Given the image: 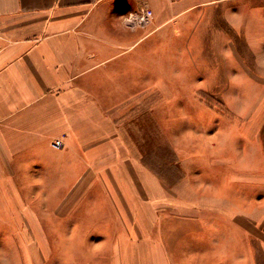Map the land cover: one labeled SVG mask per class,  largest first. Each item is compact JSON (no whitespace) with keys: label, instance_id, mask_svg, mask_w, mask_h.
<instances>
[{"label":"crops","instance_id":"0c3cea01","mask_svg":"<svg viewBox=\"0 0 264 264\" xmlns=\"http://www.w3.org/2000/svg\"><path fill=\"white\" fill-rule=\"evenodd\" d=\"M186 21L204 31L241 32L248 46L242 52L255 66L236 78L258 85L264 117V0H0V198L8 199L3 211L22 214L32 210L26 196L37 206L41 197L57 198L53 210L66 220L50 231L48 250L41 220L28 225L37 228V253L50 264H173L175 244L182 246L178 261L192 250L185 246L198 244L195 260L264 264L262 168L257 182L242 180L241 254L223 251L218 246L233 243L232 217L189 223L188 214L215 220L216 206L184 185L170 194L130 158L137 145L115 124L124 105L152 93L153 35L188 32ZM234 81L232 75L231 91ZM115 148L125 150L116 156L124 172L109 171ZM170 198L181 199L168 205Z\"/></svg>","mask_w":264,"mask_h":264},{"label":"rangeland","instance_id":"374dc122","mask_svg":"<svg viewBox=\"0 0 264 264\" xmlns=\"http://www.w3.org/2000/svg\"><path fill=\"white\" fill-rule=\"evenodd\" d=\"M194 23L185 22V26H190L188 32L153 35L152 93L124 105L123 114L115 118V124L129 131L132 143L137 145L130 158L136 156L143 163L142 167L154 173L170 194H177L178 184L184 185L191 193L206 196L207 205L216 206L215 220H209L203 213L188 214L192 217L187 218L189 223L218 221L225 224L232 217L233 243L218 248L241 254V245L236 243L241 242L242 180L253 178L257 182L258 177L253 176L258 174L259 168L264 175V164L257 161L259 157L264 160V117L258 116L257 111L258 85L242 83L236 77L249 74L248 68L255 65L249 52H242L241 32H223L219 28L218 32H210L209 28L204 31L197 26L194 28ZM257 33L251 32L253 36ZM232 75L236 81L231 91ZM111 151L116 163L105 168L110 167L109 171L116 173L115 169L120 168L124 172L126 167H120L116 157L123 156L124 148ZM142 167L139 166V170ZM197 173L202 178L194 180ZM35 198H24L27 207L32 209L25 214L3 211L2 205H7L8 199L0 198V264H50L46 255L37 253V228L28 225L41 220L43 228L39 231L45 237L47 244L43 248L46 251L50 247V231H60L56 223L62 224L66 218L56 213L57 208L53 210L56 197L39 198V206ZM178 199L181 198H170L168 205H176ZM144 203L150 206L154 202ZM163 203H156L160 207L159 216ZM209 232L206 229L205 235ZM227 233H231L229 227ZM202 238L208 240L209 236ZM196 245L195 249L194 244L185 246L192 249L186 252V261L177 260L182 246H172L176 258L173 264H225L210 260V255L208 259L195 260L193 254L200 248ZM205 247L209 246L202 245V249Z\"/></svg>","mask_w":264,"mask_h":264},{"label":"built area","instance_id":"2783aa9c","mask_svg":"<svg viewBox=\"0 0 264 264\" xmlns=\"http://www.w3.org/2000/svg\"><path fill=\"white\" fill-rule=\"evenodd\" d=\"M52 145L55 147V148H60L62 145H63V142L61 139H55L53 142H52Z\"/></svg>","mask_w":264,"mask_h":264}]
</instances>
